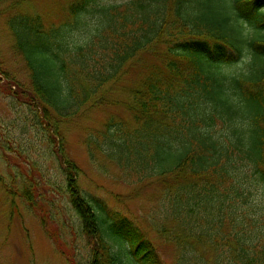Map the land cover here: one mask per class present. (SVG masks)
<instances>
[{
  "label": "trees",
  "instance_id": "obj_1",
  "mask_svg": "<svg viewBox=\"0 0 264 264\" xmlns=\"http://www.w3.org/2000/svg\"><path fill=\"white\" fill-rule=\"evenodd\" d=\"M27 1L0 0V18ZM66 6L69 18L60 25L26 12L7 20L30 72L29 104L59 124L94 104L142 53L164 45L163 64L126 104L133 124L110 122L96 151L121 173L160 186L166 216L156 235L179 262L264 264V0ZM58 159L83 235L94 245L91 264H131L111 253L107 238L127 245L129 261L166 264L140 224L94 205L77 186L78 167Z\"/></svg>",
  "mask_w": 264,
  "mask_h": 264
},
{
  "label": "rangeland",
  "instance_id": "obj_2",
  "mask_svg": "<svg viewBox=\"0 0 264 264\" xmlns=\"http://www.w3.org/2000/svg\"><path fill=\"white\" fill-rule=\"evenodd\" d=\"M70 1L28 0L0 18V65L7 72L0 75V264L92 263L94 245L84 237L82 221L71 205L59 156L78 167L77 186L94 205L99 202L131 217L156 241L166 264H182L177 251L156 235L166 216L160 186L151 180L146 184L130 171L121 173L117 164L96 151L97 144H106L104 131L110 122L133 124L126 104L132 102L133 90L142 89L153 67L163 64L165 46L142 53L94 104L59 124L29 104L30 72L13 48L7 20L13 13L26 12L39 15L47 26L60 25L68 21L65 8ZM245 61L234 70L245 69ZM107 242L120 260L138 264L124 256L126 244L108 238ZM223 254L218 251L217 261H223Z\"/></svg>",
  "mask_w": 264,
  "mask_h": 264
}]
</instances>
